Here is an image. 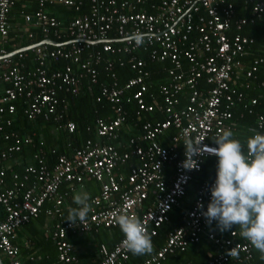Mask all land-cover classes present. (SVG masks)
Segmentation results:
<instances>
[{"label": "built area", "instance_id": "2783aa9c", "mask_svg": "<svg viewBox=\"0 0 264 264\" xmlns=\"http://www.w3.org/2000/svg\"><path fill=\"white\" fill-rule=\"evenodd\" d=\"M244 1L250 11L237 17L234 0H0L3 264H24L17 244L18 232L41 214L50 220L43 235L54 244L59 264H78L70 236L112 229L118 226L114 221L117 213L138 216L152 238L170 223V212L180 207L187 186L202 170L204 161L214 159L217 166V157L207 149L216 147L213 139L222 130L236 126L234 112L252 115L256 107L264 109V99L250 94L264 89V79L258 77L264 68V57L246 60L252 56L255 40L241 34L245 26L264 21V0ZM18 4L23 26H15L11 15ZM57 6L73 8L78 16L61 26L48 11ZM137 30L150 34L143 45L128 39ZM12 33L14 37H10ZM112 34L113 42L108 37ZM50 36L59 39L55 42L61 45L41 44ZM14 38L20 42L36 41L10 52ZM35 44L39 45L30 49ZM94 45L99 48L86 53ZM105 54L126 56V62L120 58L116 61L128 65L135 75L122 86H100L96 101H107L113 116L97 118L93 128L86 129L93 131L94 138L85 139L79 146L68 144L70 153L56 156L49 165L43 142L38 141L39 147H33V136L5 131L12 125L17 102L21 101L27 120L42 117L73 134L76 125L65 120L67 106L59 99V92L72 97H77L82 88L92 92L98 83V66L102 64L110 78L115 79L116 61L104 59ZM140 55L151 62L170 64L167 81L159 86L162 104L158 110L164 114L163 120L143 119L156 107L145 101L149 72L147 60ZM58 62L65 64L58 67ZM123 104L134 105L136 117L130 127L136 132L130 134L126 143L119 140L127 116ZM255 132L264 134V114L256 115L251 136ZM186 140L201 148L192 157L197 168L191 171L183 167ZM26 146L36 150L25 160L22 149ZM50 153L56 155L54 149ZM188 155L191 159V151ZM215 179L199 185L183 222L168 232L160 248L137 264H163L168 257L201 241L215 250L205 264H264L255 261L254 247L240 236L239 229L221 232L215 221L209 225L202 215L211 200L210 188ZM90 180L98 184L99 191L89 200L91 211L86 221L73 225L65 219V201L69 195L86 189L85 183ZM124 239L112 248L100 244L96 264H126L130 251L124 246ZM30 245L28 240L25 246ZM233 248L236 254L229 255Z\"/></svg>", "mask_w": 264, "mask_h": 264}, {"label": "trees", "instance_id": "16d2710c", "mask_svg": "<svg viewBox=\"0 0 264 264\" xmlns=\"http://www.w3.org/2000/svg\"><path fill=\"white\" fill-rule=\"evenodd\" d=\"M243 0H239L236 2L234 9L236 12L237 17L246 16L245 13L248 14L249 11H244L241 8L240 2ZM21 7L20 5H16L12 8L11 15L13 17L18 16L20 13ZM86 9H83L85 12ZM52 13L54 16L58 18L61 22V26H64L69 23L70 19L77 17L78 13H76L73 8H67L64 6H57L52 8ZM14 21V19H13ZM241 34L255 40V45L252 47V56L247 57L246 60H249L255 56H263L264 57V21H256L254 24H249L245 26ZM10 37H14V33L10 34ZM109 39L112 41L114 39V35H109ZM38 40L39 37H36ZM50 39L53 41H60L59 39L50 36ZM36 40L33 41H23L20 42L19 40H12L10 43L9 51L12 52L19 48H23L25 46L32 45L35 43ZM40 40V39H39ZM19 41V42H17ZM113 42V41H112ZM99 48V45L90 46V48L86 51L87 52H95L96 49ZM29 54L30 52H26ZM144 59L147 60V57L144 55H140ZM104 59H110L112 61H116L117 58H120L122 61L126 62V56H110L109 54H105ZM247 62V61H246ZM65 63L58 62L56 65L58 67H62ZM170 67L168 62H151L147 61L146 69L149 72V77L147 78V87L148 92L145 95V101L148 104L155 105L156 109L153 113L144 115L143 119L148 121H158L164 119V114L158 110L159 106L162 104V96L160 94L159 86L165 84L167 81V73L166 70ZM99 76H98V83L92 87V92H88L86 89L82 88L77 97H72L69 93L65 91L59 92V99L64 101L65 105L67 106V112L65 120H71L76 125V131L73 134H69L63 129H58L57 125L52 121H46L42 117H38L33 121H29L23 114V105L21 101L17 102V113L15 117L12 119V125L5 128L6 132L12 131L18 135H31L36 143V146L39 147L37 144L38 141L43 142V151L46 154L47 164L52 165L55 160L56 156L59 155H68L70 152L68 150V144H74L79 146L82 141L85 139L94 138V133L87 132L86 129L88 127L93 128L94 122L97 118H106L113 116L111 111L110 104L107 101H103L98 103L96 101V96H98L100 91V86L103 84H107L109 86H122L126 81L132 78L135 74L130 69L128 65H120L119 61L113 65V72L115 74V79L110 78V74L106 73L103 69V64L98 66ZM259 79H264V68L258 74ZM251 96L257 97L260 99H264V89H260L259 91H254L250 93ZM185 96L182 97V103H185ZM124 109L127 111L125 128L121 129L120 131V142L126 143L128 141V137L131 133H135L136 130H131L130 127L133 123H136V117L134 115L135 106L132 104H123ZM264 114V109L262 107H256L254 109V114L248 115L246 112H243V115H240V112H234V118L237 120L236 126L231 130L234 134V138L238 139L241 144L246 147V141L249 137H251L252 131L256 125V115L257 114ZM55 130L57 134L52 132ZM172 132H170L171 134ZM161 144L165 143L164 139H160ZM1 143V141H0ZM0 147L2 145L0 144ZM30 146H26L22 149L23 159H29L31 155L35 152L36 148ZM54 149L56 155H52L50 151ZM23 161V160H22ZM25 162V161H24ZM216 177V167H215V160L214 159H207L204 161L202 165V170L194 175L192 181L187 186V191L183 199L180 200V207H175L170 212V223L164 224L159 229V234L156 237L152 238V244L154 247V251L160 248L164 242L166 235L168 232L176 226H179L183 221L182 218L184 216L185 211L190 207L196 191L199 185L202 182L210 181ZM91 182H94L90 180ZM96 183V182H94ZM97 184V183H96ZM90 189V187H88ZM64 190V189H61ZM96 195V194H95ZM73 196L71 194L67 197L65 201V210L64 215L65 219L68 218V209L70 207H77L73 203ZM94 196L93 193H90V198ZM46 216L41 214L36 222L41 223L43 226L45 223ZM34 222V221H33ZM33 222L25 226V230L29 233V241L33 248L30 251L24 252L21 249V256L25 258L26 253H31L34 250H37V255L32 256V260L29 258L25 260L24 264H59L57 260V252L54 244L47 240L43 233L39 230H36L33 226ZM232 229H239V227L233 226ZM19 233V232H18ZM94 241L93 245L89 250L83 253H79L78 257V264H85L90 258H98L99 249L98 247L100 244H106L109 248H112L115 243L120 241L122 237H124L123 233L121 232L119 226L113 227L112 229H102L99 233H92L90 234ZM77 237V236H76ZM75 237V238H76ZM105 238V239H104ZM70 242L76 246L80 243L76 240H73L70 236ZM153 251V252H154ZM253 254L255 256V261L263 262L260 258V253L254 248ZM152 254V253H151ZM150 254V255H151ZM150 255H133L131 252L129 253V259L126 264H137L141 262L143 259ZM215 255L214 248L208 244L206 241H201L196 245H191L189 248L182 253H177L174 256H170L166 259L163 264H205L206 261ZM99 260V259H98Z\"/></svg>", "mask_w": 264, "mask_h": 264}, {"label": "clouds", "instance_id": "9594fccd", "mask_svg": "<svg viewBox=\"0 0 264 264\" xmlns=\"http://www.w3.org/2000/svg\"><path fill=\"white\" fill-rule=\"evenodd\" d=\"M128 39L143 45L145 40L150 39V34L137 30ZM213 142L216 147L208 148L207 152L217 157L216 179L210 188L211 200L202 215L209 225L215 221L221 232L238 226L240 236L264 260V134L255 132L247 139L246 153L230 129L222 130ZM199 146L186 140L185 169L191 171L197 168V162L192 157L200 152ZM189 151L192 153L191 159ZM89 200V193H75L73 203L77 207L68 209L67 221L73 225L77 221L83 224L91 211ZM198 207L203 208V205ZM114 221L125 237L123 244L128 251L137 256L153 253L152 237L138 216L117 213ZM228 254L235 255L236 249H231Z\"/></svg>", "mask_w": 264, "mask_h": 264}, {"label": "crops", "instance_id": "0c3cea01", "mask_svg": "<svg viewBox=\"0 0 264 264\" xmlns=\"http://www.w3.org/2000/svg\"><path fill=\"white\" fill-rule=\"evenodd\" d=\"M237 1H239V0H236V2ZM240 4L242 5L241 6V8L244 10V11H250V5L249 4H247L244 0L242 1V2H240ZM234 5H235V0H234ZM48 11L50 12V13H52V8H49L48 9ZM244 15H248V14H244ZM241 17H243V16H241ZM14 25L16 26H23V22H22V19L20 18V16L18 15V16H15L14 17ZM14 26V27H15ZM15 39V38H14ZM13 39V40H14ZM17 40V39H16ZM17 42H19V41H17ZM28 42V41H27ZM19 49H21V48H19ZM18 50V49H17ZM147 61H149L148 59H147ZM147 61H146V63H147ZM15 169H20L19 167H17V166H15ZM85 186H86V189H83L82 191H78V192H87V193H89V195H90V193H93L94 195L95 194H97L98 193V191H99V186H98V184H96V183H94V182H91V181H87L86 183H85ZM88 187H90V189H88ZM23 230H25V227H23L20 231H19V233H18V237H17V244L19 245V247H20V250L22 249L24 252H28V251H30L32 248H33V246L32 245H30V246H28V247H26L25 246V243L28 241V240H30L29 239V233H28V235L27 236H25V237H23L22 236V231ZM100 232V231H99ZM98 232V233H99ZM76 236H73L72 237V239L73 240H76V241H78L80 244L78 245V246H76L75 244L73 245L74 246V250H75V252L78 254V256H79V253H83V252H86L87 250H89L90 248H91V245L89 244V242H87L86 240H84L83 238H79L78 237V235H77V237L75 238ZM105 239V238H104ZM37 250H34L33 252H29V253H26L25 254V258H23L22 257V260H23V262L25 263V260H27L29 257H32V256H34V255H37ZM30 259V258H29ZM98 259H99V256H98V258H94V257H92V258H90V260L89 261H87L85 264H96L97 263V261H98ZM167 262V261H166ZM80 264H81V261H80Z\"/></svg>", "mask_w": 264, "mask_h": 264}, {"label": "rangeland", "instance_id": "374dc122", "mask_svg": "<svg viewBox=\"0 0 264 264\" xmlns=\"http://www.w3.org/2000/svg\"><path fill=\"white\" fill-rule=\"evenodd\" d=\"M51 130H52V132H54L55 134H57L55 130H53V129H51ZM32 224H33V226H34V228H35L36 230H39L41 233H44L46 227L50 224V220L46 218V219H45V223H44L43 226L41 225V223L36 222V221H34ZM27 235H28V233L26 232V230H23V231H22V236L25 237V236H27ZM78 237H79V238H83L84 240H86L87 242H89V244H90L91 246H92L93 243H94V241H93V239H92V236H91L90 234H80V235H78ZM0 257H1V259L3 258L2 255H0ZM21 257H22V256H21ZM171 257H172V256H171Z\"/></svg>", "mask_w": 264, "mask_h": 264}, {"label": "water", "instance_id": "95a60500", "mask_svg": "<svg viewBox=\"0 0 264 264\" xmlns=\"http://www.w3.org/2000/svg\"><path fill=\"white\" fill-rule=\"evenodd\" d=\"M92 43H94V42H92ZM95 43H99V41H96ZM41 44H48L50 46H56V47L61 45L60 43H57V42L52 41L50 39L43 41ZM38 45L39 44H35V45L31 46L30 49H32L34 46H38ZM0 264H3L1 257H0Z\"/></svg>", "mask_w": 264, "mask_h": 264}, {"label": "bare ground", "instance_id": "6f19581e", "mask_svg": "<svg viewBox=\"0 0 264 264\" xmlns=\"http://www.w3.org/2000/svg\"><path fill=\"white\" fill-rule=\"evenodd\" d=\"M254 252V251H253ZM254 258H255V256H254Z\"/></svg>", "mask_w": 264, "mask_h": 264}]
</instances>
